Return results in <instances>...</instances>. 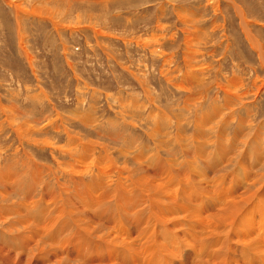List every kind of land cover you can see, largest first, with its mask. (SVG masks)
<instances>
[{
	"label": "rangeland",
	"instance_id": "rangeland-1",
	"mask_svg": "<svg viewBox=\"0 0 264 264\" xmlns=\"http://www.w3.org/2000/svg\"><path fill=\"white\" fill-rule=\"evenodd\" d=\"M215 1L217 8L207 0H0L1 167L7 162L18 176L22 175L20 172L25 174L22 175L23 185L31 181V172L42 174V179L48 182L52 175H64L59 167L62 163L74 162L72 157L77 156L78 146L69 148L70 152L58 149L67 142L68 136H74L85 143L97 137L104 139L102 142L110 143L113 155L121 162L124 155L117 150L119 144L125 152L134 150V153L128 152L124 161L129 165L133 163L134 167L136 164L131 157L142 150L149 154L160 153L165 160L168 155L175 157L176 161L179 159L175 167L182 168L184 173L189 171L183 169L188 164L183 162L182 145L186 144L190 150L194 146L192 141L204 139L197 144L200 146L198 159L193 158V162L200 160L198 178H205L203 183L208 188L212 174L217 169L227 168L228 158L236 155L239 148L245 150L244 161L248 168L252 166V169L256 163L257 171L264 170V88L259 83L264 79V0ZM247 32L259 41L263 55L250 45L252 40ZM152 39L155 42L150 41ZM188 41H193L189 48ZM189 67L194 77H188ZM231 79L239 82L234 87L237 94L230 97L228 107H231L223 108L217 114L219 119L216 115L206 118V113L225 103L221 85ZM190 98L194 102L187 103ZM10 105L22 116L17 115L15 121L36 120V126L41 127L40 134L37 131L35 138L34 134L28 138L27 133L15 132L7 120ZM238 123L239 129L243 127L244 131L242 129L243 135H238L242 138L241 144L233 145L234 148L228 138L238 137L235 133ZM208 125H213L214 129L205 132L203 128ZM218 129L223 131L220 130L218 152H215L216 147L210 146L209 137L216 138ZM40 137H48L53 142L52 147L42 145L44 139L39 140ZM250 142L256 145L252 147ZM94 149L93 158L98 159L101 147L94 145ZM212 161H220V165L214 167ZM32 162L34 164L30 165ZM238 165L234 168L239 169ZM234 168H227L224 173L228 177L222 184L224 191L230 189L231 183L237 188L233 184ZM94 169H90L89 174L98 173ZM89 174L87 178H91ZM69 185L72 187L71 183ZM257 208L252 207L251 212ZM199 225L196 224L197 230ZM236 235L246 236L243 232ZM259 236L264 248V231ZM178 240L174 241L183 248L181 257L184 259L190 252ZM66 250L71 254L76 252L73 247ZM246 253L241 257L238 254L237 264H261L259 251L249 249ZM151 254L161 259L165 257L164 263L173 261L172 256L161 249ZM191 257L185 259L187 264H192Z\"/></svg>",
	"mask_w": 264,
	"mask_h": 264
},
{
	"label": "bare ground",
	"instance_id": "bare-ground-1",
	"mask_svg": "<svg viewBox=\"0 0 264 264\" xmlns=\"http://www.w3.org/2000/svg\"><path fill=\"white\" fill-rule=\"evenodd\" d=\"M207 1H212V7L217 8L215 0ZM246 34L250 41L252 40L250 45L258 49L260 55H263L259 41L253 39L249 32ZM150 41L155 42L153 39ZM192 42H187L188 48L192 46ZM191 69L189 67L187 70L189 76H186L194 77L193 73L189 71ZM236 82H238L236 79H231L221 85L225 103L213 108L210 114L207 115L206 113V118L213 115L217 116L223 108L227 109L231 102L230 97L236 93L234 92ZM259 83L264 88V79ZM235 99L233 96L232 100ZM190 101L194 102L190 98L187 103ZM235 104L237 103L235 102ZM7 108L9 110L7 120L14 131L27 133L28 138L34 134L33 138H35V134L37 131L39 133L41 129V127H37L38 125L36 126L38 122L36 120V122L30 123L25 120L15 121L17 115L22 116L13 105ZM246 111L248 109H245ZM228 120L231 119L228 118ZM241 122H243L242 119ZM247 123L249 124V121ZM224 124L227 123L224 122ZM237 127L236 136L243 133V127L241 130L239 129L240 124ZM196 129L200 131L199 126ZM212 129H214L213 125L203 128L205 132ZM220 130L222 129L217 130L216 138L209 137L210 146L216 147L215 152L221 138ZM254 135L257 137L256 133ZM40 136L42 137V135ZM40 138L39 140L44 139ZM156 138L158 139V137ZM176 139L180 140V138ZM228 139L232 146L238 145L242 141L239 136ZM102 140L104 139L100 140L97 137L96 140H86L85 143L79 142L77 137L68 136L67 142L63 146L61 145L62 147L59 146L58 149L70 152L69 148L78 146L77 156H80L72 157L70 155L74 162L68 160L59 166L64 170V175H52L49 172L50 174H48L52 176L48 182L42 179V174L31 172V181H28V185L26 183L23 185L22 177L25 174L20 172V175L23 176H18L19 173L14 171L12 167L10 168L7 162H3L5 167L0 165V184H2L0 186V264H187L185 259L189 256H192V264H237L239 256L248 254L246 252L249 249L252 252L259 251L261 264H264L263 243L261 245L260 239L258 240L260 233L264 231V170L257 171L254 166L256 165L254 157L253 168L250 169L252 167L250 165L249 168L247 167L248 164L244 161L245 150L241 151L239 148L236 155L231 154L228 158L227 168H234L235 165L239 164L238 167L240 166L242 169L236 168L239 170L238 173L235 168L232 171L236 173L233 175L235 181L233 184H236L237 188L232 187L231 183L230 189L226 188L224 191L222 184L228 179L227 175L224 174L226 167L217 169L212 174L211 180L208 181L211 184L210 189L203 183L205 178H198L199 167L197 164L200 160H197V163L194 162L196 157L198 159L200 148L197 144L204 139L197 140V142L192 141L194 146L190 150L186 144L181 147L184 154L183 162L187 163L189 167L188 169L186 165L187 168L183 167V169H187L188 173L181 171L182 168L180 167H175V162L178 163L179 159L176 161L175 157L172 159L168 155L165 160L160 157V153L159 155L149 154L143 150L131 157L136 164L134 167L132 166L133 163L129 165L130 163L124 162L129 151L125 152L123 147L120 148V144L119 148H116L118 151L120 149L122 151L120 153L124 155V159H122L124 161L121 162L119 158L113 155L109 146L110 143H106V140V142H102ZM253 140L257 142L255 138ZM52 143L47 137L41 144L51 146ZM181 143L183 142L179 144ZM94 145L101 147V155L98 156V159L97 156L93 158V154H96ZM111 145H113V141ZM206 145L208 146V144ZM255 145L252 144V147ZM223 149L225 150V148ZM200 151L202 152V150ZM129 153H134V150ZM117 154L116 156L119 155ZM254 154L257 156V153ZM30 156L32 154L29 153ZM30 158L32 159V157ZM208 160L206 158L207 163H209ZM220 161L219 163L212 161L213 166H219ZM32 164L34 162L30 165ZM30 165L27 167H31ZM179 165L181 166V164ZM260 165L263 164L260 163ZM43 168L45 167L43 166ZM60 168L59 171L62 170ZM93 168L98 173L93 171L92 174H89L90 169ZM87 174L91 175V178H87ZM204 174L202 171V175ZM63 176L67 180L64 181ZM69 183L72 184V187ZM232 189H235V192ZM220 196L221 199H219ZM257 203L261 206L260 210L257 208L259 206ZM252 207L257 208L254 210L255 212H251ZM196 224H200L197 226L199 227L198 230ZM238 232H243L246 236H237ZM172 234H174L173 238ZM175 238L179 239L181 246L187 252H190V255L184 259L181 257V249L183 250V248L180 249L178 243L174 241ZM161 240L169 245L167 243L166 245L165 242L163 245ZM66 247H73L76 252L71 254L66 250ZM160 249L168 253L170 257L172 256L171 261H173L171 263H167V260L164 263L162 259L165 257L161 259L159 256L151 254L154 250ZM85 250L86 252H84ZM254 256L257 257L258 255Z\"/></svg>",
	"mask_w": 264,
	"mask_h": 264
}]
</instances>
